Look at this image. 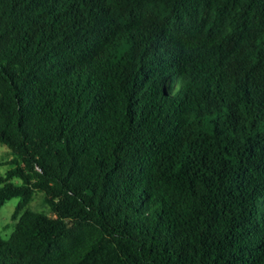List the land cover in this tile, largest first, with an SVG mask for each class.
<instances>
[{
    "label": "trees",
    "instance_id": "trees-1",
    "mask_svg": "<svg viewBox=\"0 0 264 264\" xmlns=\"http://www.w3.org/2000/svg\"><path fill=\"white\" fill-rule=\"evenodd\" d=\"M0 143V264H264V0H0Z\"/></svg>",
    "mask_w": 264,
    "mask_h": 264
},
{
    "label": "rangeland",
    "instance_id": "rangeland-1",
    "mask_svg": "<svg viewBox=\"0 0 264 264\" xmlns=\"http://www.w3.org/2000/svg\"><path fill=\"white\" fill-rule=\"evenodd\" d=\"M10 158L8 148L5 144L0 143V171L3 172L7 164H4V161ZM41 193L34 194L33 198L29 202V207L34 210H40L48 212L46 205L43 202ZM17 202V197H12L11 199L7 200L1 207H0V234L3 237H7L10 232L12 231V220L10 215L14 209V206Z\"/></svg>",
    "mask_w": 264,
    "mask_h": 264
}]
</instances>
